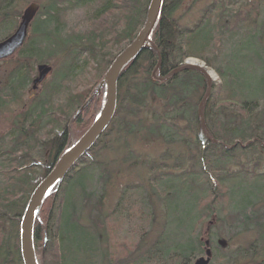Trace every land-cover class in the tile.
Masks as SVG:
<instances>
[{"label": "trees", "instance_id": "1", "mask_svg": "<svg viewBox=\"0 0 264 264\" xmlns=\"http://www.w3.org/2000/svg\"><path fill=\"white\" fill-rule=\"evenodd\" d=\"M149 1L51 0L48 7H40L32 21L29 38L13 55L12 68L0 83V112L11 105L22 107L7 136L0 139V264H22L19 221L28 197L66 148L69 123L90 95L88 91L76 96L68 90L69 85L90 64L95 65L94 87L98 84L113 58L138 33ZM182 1L163 2L152 36L160 56L157 72L167 75L188 58L200 59L207 67L214 66L219 85H213L203 112L208 138L226 146L235 141L245 144L256 139L257 142L231 150L210 143L200 130L197 115L205 91L204 78L188 70L164 82L154 81L152 72L157 55L154 51L142 52L120 76L110 125L41 209V222L33 230L34 248L41 264H65V241L75 242L76 232L87 239L88 264L119 263V256L110 259L108 250L101 246L106 237V218L102 217V211L94 213L95 216L90 211L101 209L106 185L114 182L118 173L114 171V163L86 160L94 152L106 151L121 157L117 165H123L131 161L136 150L134 142L139 140L144 146L152 143L163 146L158 160L141 163L149 174V191L144 197L142 192L138 193L139 203L144 207L142 212L146 211L150 226L158 225L157 214L161 217L158 225L161 232L150 246L145 249L143 235L134 248L137 252L144 246L138 258L142 264H189L206 242L210 248L213 245L211 254L225 247L227 244H220L218 238L213 242L215 245L208 240L202 242L197 232L199 225L216 215L215 205L219 200H225L228 205V215L235 223L233 229L238 234H252L247 248L234 249L230 258L225 259L226 264H240V260L264 264V187L254 189L252 185L264 183V172L249 176L229 168L239 152L254 163L251 172L255 173L264 154L261 146L264 143V15L259 21L253 19L261 27V34L257 49L246 50L251 54L246 66L224 49L222 57L211 63L202 56L214 48L216 41L226 43L225 27L229 23L225 19L221 23L219 16L212 14L230 6L229 0H212L199 22L184 30L175 16ZM16 2L0 0V41L9 36L16 24ZM255 5L258 16L260 8L264 12V0H255ZM67 9L84 11V20L75 32L67 27ZM250 29L247 28L248 32ZM53 57L62 61L53 80L39 96L23 103L21 94L29 84L33 66ZM85 112L86 109L72 122L82 130L87 128L82 119ZM167 161L172 162L171 167L163 164ZM92 184L98 189L90 190ZM131 186L126 184L120 192L111 217L120 213ZM97 224H101L100 230ZM80 249L84 255V248Z\"/></svg>", "mask_w": 264, "mask_h": 264}, {"label": "rangeland", "instance_id": "2", "mask_svg": "<svg viewBox=\"0 0 264 264\" xmlns=\"http://www.w3.org/2000/svg\"><path fill=\"white\" fill-rule=\"evenodd\" d=\"M228 2L230 3V6L224 7L221 11H216L212 14V17H215V15L219 16L218 19L221 20V23L224 21V19L227 21L229 20V23L225 27V29L227 30L226 33L228 34L226 43L225 40H222L221 43L219 41H216L214 43V48L209 49L207 51L208 53H204L202 58L205 61L207 59L211 63H214L217 61V59L222 57V53L226 52L228 55L240 58L242 65L246 66L245 62L247 63L248 61L247 57H251V54L246 50L254 52L257 49V43L261 34V27L259 26L258 22H254L253 19H257L259 21L262 18V15H264V12L263 9L260 8V10L258 11L260 12V14L257 12L258 16H255V0H229ZM30 3H35L39 5V7L44 8L48 7L51 4V0H17V2L15 3V12L18 13V18L16 24L14 25V28H11L12 31L10 30L8 35H10L15 30L19 23V19L23 9ZM211 3L212 0H183L175 15L178 19L179 27L183 30L185 28L194 27L199 22L204 8H206ZM65 11L67 14V27L74 32L79 30L76 26H78V24L84 20V17H82L84 11H73L68 9ZM247 16H251V20L247 21L246 18H249ZM248 22H252V25L248 24ZM250 27V32H248L247 28ZM231 29L233 31H231ZM66 30L68 29L66 28ZM229 31H231L232 33H228ZM28 35H30V26L28 28ZM229 48L230 50H228ZM223 49L225 50V52L223 51ZM240 51L241 54H239ZM188 59H194L199 63L203 64L208 70H211L217 77L214 82L215 86L217 87L219 85L218 76L215 73L214 66L207 67L202 60L197 58ZM14 60L15 56H12L10 59L0 62V83L6 77L9 69L12 68V65L10 63H12ZM61 63L62 61L59 58L55 59V57H53L52 59L50 58L43 60L41 64L34 65L33 70L30 74L29 84L25 86V89L21 94V101L23 103H26L37 95L39 96L44 91L45 86H47L50 81L53 80V77L59 70ZM43 64L49 66L51 68V71L44 79V81L39 84L35 90H32L31 81L37 76L36 68L37 66ZM94 76L95 65L90 64L85 69L81 70L78 78L76 80H73L69 85L70 89L68 90L71 93H74L76 96H80L88 91H91V95L93 90L95 89L93 82ZM164 76H161L159 72H156L155 79H152L154 81H157L156 78ZM100 102L101 95L94 99L85 108L87 112L83 114L82 119L86 123L87 128L91 125L94 116L100 106ZM85 109L83 111H85ZM20 110H22V107H18L17 105H11L0 112V139L4 136H7V132L10 130L16 117L21 112ZM73 121L70 122L71 124L69 123L68 127L70 136L67 146L71 142L76 141L79 136L87 130V128L85 130H82V128L78 125L74 126L72 124ZM134 145V148L136 150L131 154L133 155L131 161L120 166L117 164L118 162H120L121 157L117 158L116 156L112 155V153L107 154L106 151L98 153L94 152L91 156L92 158L89 157L86 160V162L90 163L100 161H103L104 163H114V171L118 173V176L114 180V182H111L106 185V194L103 200L101 201V209L97 211H94L93 209L90 210L93 213L92 216H95L94 213L99 214L102 211V217L106 218L104 220L106 222V226L104 227L106 237L104 238V242L101 244V246L102 248L108 250V255H110V259L116 260V258L119 256V263L116 262L115 264H142L138 260V258L144 251V246L137 252H134V248L136 247V245L139 244V238L144 235V243L146 249L161 232V229L159 228L160 226L158 227V225L161 224L160 214H157L156 216L158 225L157 223H154L152 226H150L149 218H147L146 211L144 213L142 212V209L144 207L142 204L139 203V197L141 196L138 193L142 192V196L144 197L146 195L145 193L149 191V174L147 173L145 168L141 166V163H143L144 160H158V157L162 154L163 146L158 143H152L144 146V142H140V140L138 142H134ZM237 153L239 152L235 153L236 155H238L237 159L230 162L229 168L231 170L243 172L244 174H248L249 176H252L253 174H261L264 172V154H261L260 163L257 166V170L255 171V173H252L251 166L254 163L252 161L250 162L246 160L247 157H245V154ZM147 157L150 159H147ZM163 164L167 165L168 167L172 166L171 161L163 162ZM119 167L121 170L117 172L116 169ZM187 170L188 168L186 169V171ZM134 182H136L138 186L135 185ZM126 184L132 185V188L127 190L126 198L123 202V205H121L120 213L116 216L111 217V215H113L114 206L117 204L118 196L120 192L124 190V186ZM252 185L254 189L264 187V183L262 182H253ZM94 187L96 186L92 184V187L90 186V190H94ZM96 189H98V186L96 187ZM215 209V211L217 212L216 215L205 220L201 225H199L197 227V232H199V234L201 235L200 238L202 242L208 240L211 244H214L213 242L215 238H218L217 240H220V244H227L225 245V247L219 248L218 252L216 253H213L212 251L209 262V264H226L227 261L225 259L230 258L229 256L233 253L234 249H236L238 246L244 249L247 248L246 244L252 238V234L250 232L238 234V232L233 229L235 223L232 221V217L228 215V205L225 200H219L215 205ZM83 216L85 217V219L87 218L86 215ZM40 222L41 220L39 221V223ZM100 225L101 224H97V228L99 230ZM69 226L71 229L73 228L71 224H69ZM81 228L83 227L81 226ZM76 235L78 236V239L75 242H70L69 240L65 241V248L67 250L65 264H88L87 261L89 260V246H87L86 243L87 239L81 238L80 236L84 237L83 235H81V233L78 235V232H76ZM208 236H210V238ZM206 243L201 249V253L197 254L195 258L189 262V264H193L197 258L204 257L205 251L208 249ZM80 248H84V255L80 253V250H82ZM212 248L213 245L210 249ZM241 258L239 257V259ZM38 259L41 264V257L39 258L38 256ZM239 262L240 264H247L246 260H240ZM144 264L158 263L146 262Z\"/></svg>", "mask_w": 264, "mask_h": 264}, {"label": "water", "instance_id": "3", "mask_svg": "<svg viewBox=\"0 0 264 264\" xmlns=\"http://www.w3.org/2000/svg\"><path fill=\"white\" fill-rule=\"evenodd\" d=\"M164 0H150L145 12L143 23L133 38V40L121 50L111 61L102 78L95 86L92 94L85 101V103L76 111L71 121H73L81 112L99 95H101V102L96 112L91 125L87 130L74 142H71L61 152L55 164L42 178L40 182L33 188L28 197L26 206L19 221V254L22 264H40L37 253L33 243V230L36 223L40 221V212L44 203L58 191L67 175L74 169L78 162L86 157L89 151L96 144L98 139L106 131L110 125L116 110L117 101V84L123 71L144 51H154L157 55L158 61L155 69L152 72V78L155 79V73L160 67L159 51L152 42L153 33L158 25L161 9ZM39 11V5L30 3L22 12L19 23L15 30L4 40L0 41V62L13 56L19 50L28 35V28ZM186 60L182 66L174 69L164 77H158V82H164L172 78L174 75L188 70H193L201 74L205 80V91L201 97L197 115L200 124V130L204 137L212 144L219 145L225 150H231L237 146L246 148L257 140L248 141L241 144L235 141L233 145L226 146L221 142L209 139L204 122V105L210 96L215 79H212L207 68L194 60ZM37 76L31 81L32 90L41 84L51 68L45 64L39 65L36 68ZM215 75V74H214ZM264 146V143H261ZM207 244V243H206ZM211 253L206 250L204 257L197 258L193 264H209Z\"/></svg>", "mask_w": 264, "mask_h": 264}, {"label": "bare ground", "instance_id": "4", "mask_svg": "<svg viewBox=\"0 0 264 264\" xmlns=\"http://www.w3.org/2000/svg\"><path fill=\"white\" fill-rule=\"evenodd\" d=\"M26 7H27V6H26ZM26 7H25V8H26ZM25 8H24V9H25ZM24 9H23V10H24ZM22 12H23V11H22ZM187 60H188V59H187ZM189 61H193V62H195L194 59H190ZM181 66H182V65H181ZM207 72H208L209 76H210L212 79H215V75H214V73H213L211 70H208V69H207ZM255 140H256V139H255ZM59 188H60V187H59ZM18 240H19V237H18ZM208 250H210V247H208Z\"/></svg>", "mask_w": 264, "mask_h": 264}, {"label": "flooded vegetation", "instance_id": "5", "mask_svg": "<svg viewBox=\"0 0 264 264\" xmlns=\"http://www.w3.org/2000/svg\"><path fill=\"white\" fill-rule=\"evenodd\" d=\"M35 19V18H34Z\"/></svg>", "mask_w": 264, "mask_h": 264}]
</instances>
